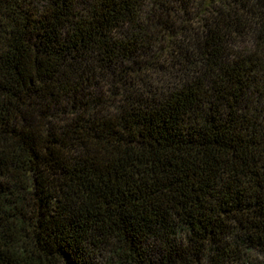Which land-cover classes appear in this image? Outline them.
Wrapping results in <instances>:
<instances>
[{"label": "trees", "instance_id": "16d2710c", "mask_svg": "<svg viewBox=\"0 0 264 264\" xmlns=\"http://www.w3.org/2000/svg\"><path fill=\"white\" fill-rule=\"evenodd\" d=\"M0 264H264V0H0Z\"/></svg>", "mask_w": 264, "mask_h": 264}]
</instances>
